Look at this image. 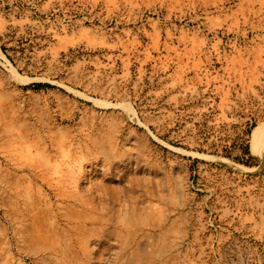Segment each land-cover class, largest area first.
<instances>
[{"label": "rangeland", "instance_id": "obj_1", "mask_svg": "<svg viewBox=\"0 0 264 264\" xmlns=\"http://www.w3.org/2000/svg\"><path fill=\"white\" fill-rule=\"evenodd\" d=\"M264 0H0V264H264Z\"/></svg>", "mask_w": 264, "mask_h": 264}, {"label": "bare ground", "instance_id": "obj_2", "mask_svg": "<svg viewBox=\"0 0 264 264\" xmlns=\"http://www.w3.org/2000/svg\"><path fill=\"white\" fill-rule=\"evenodd\" d=\"M250 148L252 153L261 155L264 160V121L253 128L250 137Z\"/></svg>", "mask_w": 264, "mask_h": 264}]
</instances>
